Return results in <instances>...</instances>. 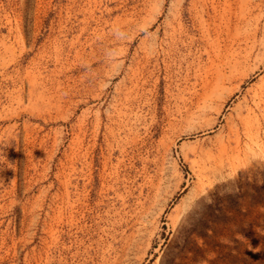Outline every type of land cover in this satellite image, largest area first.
<instances>
[{
    "label": "rangeland",
    "instance_id": "1",
    "mask_svg": "<svg viewBox=\"0 0 264 264\" xmlns=\"http://www.w3.org/2000/svg\"><path fill=\"white\" fill-rule=\"evenodd\" d=\"M0 264H264V0H0Z\"/></svg>",
    "mask_w": 264,
    "mask_h": 264
},
{
    "label": "bare ground",
    "instance_id": "2",
    "mask_svg": "<svg viewBox=\"0 0 264 264\" xmlns=\"http://www.w3.org/2000/svg\"><path fill=\"white\" fill-rule=\"evenodd\" d=\"M179 42H180V41H179ZM184 43H185V42H184ZM194 105H196V104H194ZM206 105H207V104L205 103L203 107H206ZM195 115H197V114H195Z\"/></svg>",
    "mask_w": 264,
    "mask_h": 264
}]
</instances>
